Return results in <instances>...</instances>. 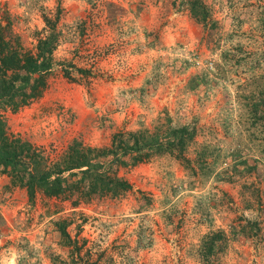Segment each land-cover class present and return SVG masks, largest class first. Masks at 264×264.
Listing matches in <instances>:
<instances>
[{"label":"rangeland","instance_id":"rangeland-1","mask_svg":"<svg viewBox=\"0 0 264 264\" xmlns=\"http://www.w3.org/2000/svg\"><path fill=\"white\" fill-rule=\"evenodd\" d=\"M201 1L206 23L186 0H0L26 46L57 36L40 94L0 111L8 131L54 159L73 141L159 128L161 142L185 124L192 166L157 149L118 168L129 189L74 213L0 171V264L67 261L64 216L96 264H264V0Z\"/></svg>","mask_w":264,"mask_h":264},{"label":"trees","instance_id":"trees-1","mask_svg":"<svg viewBox=\"0 0 264 264\" xmlns=\"http://www.w3.org/2000/svg\"><path fill=\"white\" fill-rule=\"evenodd\" d=\"M186 3L194 17L204 23L208 22L207 9L201 0H186ZM49 27L55 31V23ZM56 41L57 36L52 39L39 36L35 45L26 46L14 29L8 8L0 3V111L15 110L40 94L50 73L49 64L53 62L52 52ZM38 65L43 66L44 70L37 72ZM73 69L81 76L87 73L80 66ZM62 71L67 78L75 79L68 68L63 67ZM157 129L152 132L147 128L118 129L111 133L108 143L101 145L73 141L63 149L60 156L47 159L40 149L8 131L0 113V171L9 175L10 182L24 187L31 202H34L37 195L68 200L71 212L74 213V207L80 202L87 203L95 196H113L119 190L129 189L130 182L118 174V168L146 160L157 149H166L192 170L184 152L185 140L190 137L186 125L171 128L169 131L172 139L161 142L155 139ZM16 164L23 166V170L16 169ZM40 167L41 171H38ZM48 168L51 169L48 171ZM72 168H78L80 176L68 179L63 172ZM76 173L73 170L69 175ZM73 221L71 216L54 220L60 241L67 248L68 260H59L60 264H96L95 252L87 243L88 240L76 234L71 235L67 230Z\"/></svg>","mask_w":264,"mask_h":264}]
</instances>
